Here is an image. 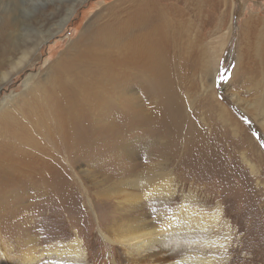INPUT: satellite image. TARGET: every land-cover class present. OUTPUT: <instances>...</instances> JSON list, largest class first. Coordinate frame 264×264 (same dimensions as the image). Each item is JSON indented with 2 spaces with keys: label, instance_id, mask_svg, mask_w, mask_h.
I'll return each instance as SVG.
<instances>
[{
  "label": "rangeland",
  "instance_id": "1",
  "mask_svg": "<svg viewBox=\"0 0 264 264\" xmlns=\"http://www.w3.org/2000/svg\"><path fill=\"white\" fill-rule=\"evenodd\" d=\"M137 1L161 9L162 17L178 33V44L169 48L172 57L169 55L168 69L172 73L164 67L167 87L156 75L149 81L141 75L126 80L119 87V113L107 120L119 122L117 130L101 133L102 145H93L73 157L72 178L58 182L64 187L60 194L55 192L54 197L50 194L46 198L32 193L31 198V192H22L11 197L15 206L21 203L19 210L32 205L30 210L34 212L25 215L23 210L18 211L5 220L0 240L17 249V243L28 234L38 240L39 248H46L60 241L72 242L79 234L92 249H86L88 254L96 256L100 264H112L117 255L113 248L107 249L97 218L102 212L109 213L113 204L105 202L98 209L82 191H99L101 184L109 186L118 181L119 189H124L129 182L127 176L141 173L150 165L170 163L176 177L175 185L171 184L175 192L192 193L199 201L196 204L222 210L229 227L225 237L231 239L227 251L231 262L264 264V118L247 113L249 105L263 96L264 88L258 90L253 83L261 79L250 82L242 78L241 71L234 76L238 60L247 61L241 34L247 36L251 30L260 29L264 0H0V80L4 73H10L0 84V113L4 109L21 112L25 99L30 94L35 98L36 90L40 99L56 62L65 67L73 60L81 36L109 28L119 21L123 9ZM20 61V66H15ZM208 64L210 74L205 73ZM215 100L228 113L226 124L221 114L214 115ZM211 162L217 163L215 168H210ZM85 172L95 179L86 180ZM85 204L90 220L83 213ZM91 204L97 207L95 211ZM158 204L149 205L156 211ZM152 214L147 218L152 219Z\"/></svg>",
  "mask_w": 264,
  "mask_h": 264
},
{
  "label": "bare ground",
  "instance_id": "2",
  "mask_svg": "<svg viewBox=\"0 0 264 264\" xmlns=\"http://www.w3.org/2000/svg\"><path fill=\"white\" fill-rule=\"evenodd\" d=\"M150 4L137 1L123 9L119 21H115L109 28H101L92 36H89V33L81 36V40L77 42L80 47L75 49L73 60L65 67L56 62L57 67L52 71L51 80L42 91L40 90V99L36 90L35 98L31 97V94L30 98L26 97L21 112L4 109V112L0 113V229L4 227V221L18 211L21 213L23 210L25 215L34 212L30 210L32 205L19 210L22 208L21 203L15 206V202H12L14 200H10L11 197L14 199L22 192H31V198L34 197L32 193L38 197L50 194L53 196L55 192L60 194L64 187L58 182L72 178V165L75 162L73 157L93 145H102L104 138L101 133L110 129L117 130L119 122L115 120L110 123L107 120L119 113V95L122 94L119 87L126 84V80L141 75L149 81L156 75L160 77V82L164 80L161 82L163 86L167 83L164 67L166 70L169 68V48L176 43L178 33L173 31L174 25L162 17L161 9L158 11L159 9ZM69 12L71 8L64 20ZM258 24L259 30L253 28L247 36L241 34L240 42L247 46L244 51V59L247 61L242 63L243 60H238L234 76L241 71L242 78L250 82L261 79L253 83L258 90H263L264 20ZM177 30L179 32V29ZM176 55L178 56V53ZM21 62L23 61L15 66H20ZM209 64L205 73L210 74ZM169 70L171 68L167 71ZM9 74L8 72L1 76L0 84ZM213 87L212 83L211 89ZM168 92L171 93V90ZM154 96L156 97V94ZM235 102H238L237 99ZM214 106V115L221 114L220 117L226 120V124L229 121L228 113L216 100ZM248 109V114H257L264 118V94L256 103L250 104ZM235 128L234 131L237 130ZM261 128L264 130V125L261 124ZM169 164H158L156 167L150 165L142 169L141 173L127 176L129 182L124 189H119L118 181L110 182L112 184L109 186L101 184L99 191H82L84 198L88 195L92 204H97V207L105 202L113 204L109 213L102 212V217L97 218L98 231L106 242L107 249L113 248L117 255L112 258L111 263L233 264L228 255L231 253H227L231 239L229 236L225 237L229 227L223 221L222 210L207 209L199 203L196 204L199 201L192 193L184 195L175 192L171 184L175 183L176 177ZM216 164L209 163L210 168L216 167ZM167 168L170 169L167 171ZM83 177L88 181L95 179L86 172ZM131 177L134 179L130 180ZM91 195L96 200L93 201ZM159 202L156 211H153L155 207L149 204ZM95 207L92 205L94 211L97 208ZM83 213L90 220L87 204ZM149 213H153L152 219L147 218ZM79 238L82 237L77 234L76 240L72 242L60 241L61 243L39 248L38 240L27 234L25 239L17 243V249L0 240V264H100L95 259L96 256L86 252L87 248L91 249L88 243ZM10 255L18 258L14 260Z\"/></svg>",
  "mask_w": 264,
  "mask_h": 264
}]
</instances>
